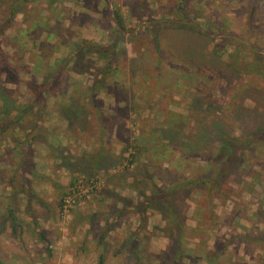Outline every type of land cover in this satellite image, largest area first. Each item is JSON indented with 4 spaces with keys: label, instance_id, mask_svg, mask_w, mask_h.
Here are the masks:
<instances>
[{
    "label": "rangeland",
    "instance_id": "374dc122",
    "mask_svg": "<svg viewBox=\"0 0 264 264\" xmlns=\"http://www.w3.org/2000/svg\"><path fill=\"white\" fill-rule=\"evenodd\" d=\"M12 1L0 0L5 264H264V8L251 20L253 0H185L177 28L179 0H23L14 19ZM236 48L260 72L235 70ZM48 74L40 121H15ZM223 134L247 146L214 183Z\"/></svg>",
    "mask_w": 264,
    "mask_h": 264
},
{
    "label": "trees",
    "instance_id": "16d2710c",
    "mask_svg": "<svg viewBox=\"0 0 264 264\" xmlns=\"http://www.w3.org/2000/svg\"><path fill=\"white\" fill-rule=\"evenodd\" d=\"M255 0H253L254 2ZM25 2V1H24ZM23 3V0H13L11 3V11H10V18L14 19V17L16 16V14H18V12H20V6ZM50 3H52V0H50ZM186 3L185 0H179V9L180 12L182 14V16L179 17L176 26H178L177 28H185L183 26H187L186 22H189V16H188V10L187 8H185ZM257 9V4L254 2L250 8V19L252 20V18H254L255 15V11ZM115 20L117 22L118 27L121 29L123 28V23H122V16L119 13L115 14ZM8 26V23H4L1 27L0 30H4L6 27ZM202 34V32H201ZM206 36V35H205ZM115 44V43H114ZM224 44L219 43L215 46V52H219V50H221L223 48ZM225 46H228L227 44ZM112 45L109 47L111 48ZM100 47L98 45H93V49L92 50H99ZM242 48H236V49H232L233 55L231 54V61H232V65L233 68L235 70H237L240 74L242 72L245 73H258L260 72V70L262 69V64H263V60L260 59H255L252 61H246L245 66L246 69L244 67H241V62H242ZM75 53V52H74ZM236 53V55H235ZM113 62V61H112ZM112 63L111 60H109V63L106 64L105 66H103V68L100 71V75L98 76V79H96V84H101L103 79L102 76L104 77H108V73L110 72V70L112 69ZM114 70H117V64H114ZM247 74V76H248ZM30 82V81H29ZM96 86V85H95ZM30 90L32 91V95L28 98V103L24 106H21L19 108H17L18 110V114L16 116L15 121H22L24 117L27 116H33V118L36 119V121H40V114L42 112L43 107H45V105H43L42 107L39 105L41 103H43V101L46 99V96L51 93L52 90V75H45L44 79L40 82L36 81V80H32L30 82V86H29ZM95 88V87H94ZM94 88H90V90H94ZM0 101L3 102V114L5 115L4 112V108L7 109V107L10 106L8 99L6 96L4 95H0ZM27 101H25L24 103H26ZM40 106V107H39ZM37 107H39V109H36ZM8 111V109H7ZM221 143H219L218 145V151L219 153H227V156L229 155V158L227 160V163L225 166L223 165H219L217 167V172H216V179L214 180V183L218 182V177H224L226 172L228 171L229 167L234 165V161L239 157L237 156L236 152L239 150L242 152L243 149L246 148L247 146V141L245 139H240L236 136H231V135H227V134H223V136L221 137ZM31 141V139H30ZM133 148H137L136 146ZM230 151V153H229ZM130 157L128 158V166L130 164H132L136 157H137V151L135 150V152L130 153ZM27 158H26V162L25 164L30 166L31 168V172H36L35 168H34V162H33V157L31 156V150H29V153L27 154ZM5 155H0V161L5 159ZM4 158V159H3ZM103 160V159H102ZM24 163V162H23ZM200 179H204V177H200ZM73 185H71V187L69 188V192H65L63 197H62V202H64L68 196L72 195L71 192H74V188H72ZM78 190V189H77ZM17 191V190H16ZM18 192V191H17ZM28 193H26L28 195V197L30 198H36L37 200H39L41 203H45L43 201V199H41L34 191L30 190L27 191ZM62 204V203H61ZM7 213L5 215V218L7 220H10L12 223V229H16V227L18 226V217L16 214V210L14 209L13 206L11 207H7ZM38 224V223H36ZM38 233H39V237L42 238L43 240H47L46 238V234L43 231V229H38ZM231 241V240H230ZM229 242V241H228ZM230 243V242H229ZM104 260L103 257H100L98 264H103ZM0 264H5V262L0 258Z\"/></svg>",
    "mask_w": 264,
    "mask_h": 264
},
{
    "label": "crops",
    "instance_id": "0c3cea01",
    "mask_svg": "<svg viewBox=\"0 0 264 264\" xmlns=\"http://www.w3.org/2000/svg\"><path fill=\"white\" fill-rule=\"evenodd\" d=\"M257 4V13H262V9L264 8V0H255Z\"/></svg>",
    "mask_w": 264,
    "mask_h": 264
}]
</instances>
